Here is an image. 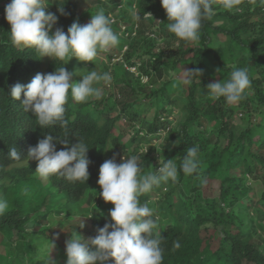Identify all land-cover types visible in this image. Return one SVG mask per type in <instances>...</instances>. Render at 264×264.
Listing matches in <instances>:
<instances>
[{
    "label": "trees",
    "instance_id": "16d2710c",
    "mask_svg": "<svg viewBox=\"0 0 264 264\" xmlns=\"http://www.w3.org/2000/svg\"><path fill=\"white\" fill-rule=\"evenodd\" d=\"M45 2L46 13L51 12L58 18L52 33L57 27L67 32L74 21L87 24L91 15L102 8L112 19L111 27L119 37L122 25H126L129 36L121 37L123 44L119 51L125 45L128 48L115 68L108 64L103 67L112 76L109 88L117 87V93L105 87L107 93L98 102V108L93 107L91 101L75 102L69 93L65 105L67 129L58 124L41 128L36 124L35 114L22 105L23 93L20 100L11 98V87L17 83L26 85L37 73H52L61 66L74 73L72 82L75 77L79 82L81 73L75 70L78 59L73 57L64 64L66 61L40 58L33 48L14 46L10 39L11 26L5 19V6L10 0H0V183L14 179L10 185L0 184V192L4 194H0V198L8 202V209L0 215L1 244L10 246L6 254L0 252V264H45L40 260L42 254L47 264H66V241L74 231L88 240L98 235V228L114 223L109 217L101 216L100 209H95L91 218L89 212L82 219L75 218L82 212L84 195L105 162V147L100 151L98 147L112 141L119 152L133 151L130 144L121 142L122 134H114L121 123L118 124L113 114L117 112L121 119L125 117L132 127L136 123L155 132L164 124L161 115L172 114V107L178 108L182 120L171 131L167 144L173 143V147L166 154L165 145L164 155L175 159L179 169L186 150L198 146L199 173L207 182L201 184L196 175L178 171L174 182L160 184L158 192L165 198L164 204L162 201L160 204L165 211L157 216L156 232L161 236L162 264H264V0H241L238 10L233 11L225 10L222 0H210L212 14L202 21L196 42L180 40L168 31L169 21L160 0ZM133 5L139 20L131 15ZM59 7H63L64 14ZM84 7L88 13L80 20L79 11ZM112 9H120L119 16L116 15L120 22L110 16ZM145 12L152 17L144 19ZM150 25L157 28L151 30ZM138 39L140 41L136 42ZM179 64L187 65V70L199 69L200 76H194L191 83L183 87L175 82L173 75ZM126 65L137 66L139 74ZM235 67L246 69L251 81L243 98L235 104L226 103L224 98L211 99L207 85L227 80ZM165 75L169 78L165 79ZM143 76L149 83L157 76L161 85L155 88V84H146ZM172 85H175L174 90L169 92ZM114 100L117 106H112ZM143 100L154 107L152 118L146 117L147 112L142 113L149 108L141 104ZM86 109L107 114L100 121ZM154 118L159 122H154ZM49 134L55 140L66 141L68 147L79 139L87 143L86 157L90 163L89 179L85 183H73L53 175L49 180L57 193H46L44 189L30 191L29 186L36 189L39 182L35 172L38 162L28 161L27 153L29 147ZM64 147V143L56 144L58 151ZM11 148L17 150L19 160L9 157ZM25 162L22 167H16ZM251 180H261L263 185L257 199ZM59 193L62 205L54 210L47 206L45 210L28 211L26 208L29 197L39 200L45 196L46 203V199ZM40 216L51 224L43 231L41 245H50L44 252H37L28 240V235L37 231L27 229L34 227ZM81 223L83 228L79 227ZM174 241H179V248L173 247ZM88 246L95 250L94 246ZM104 264H115V260L109 258Z\"/></svg>",
    "mask_w": 264,
    "mask_h": 264
},
{
    "label": "clouds",
    "instance_id": "9594fccd",
    "mask_svg": "<svg viewBox=\"0 0 264 264\" xmlns=\"http://www.w3.org/2000/svg\"><path fill=\"white\" fill-rule=\"evenodd\" d=\"M160 2L169 21L166 24L168 31L180 40L198 41L202 21L212 14L210 0H160ZM240 3L241 0H222L221 6L225 10L233 11L238 10ZM46 8L45 0H10L5 6V19L11 26L10 39L14 46L33 48L40 58L49 57L55 61H66L64 63L66 64L73 57L79 61L93 62L99 52H106L120 42L118 34L111 27L112 19L102 8L91 15L89 23L81 25L78 21H74L67 32L57 27L52 34L49 33L58 18L51 12L46 13ZM134 9L133 5L131 15L134 20H139L140 16ZM58 10L64 14L63 7H59ZM148 17L152 15L145 12L144 19ZM126 29V25H122L119 34L124 32L129 36ZM135 34L136 30L132 32L133 36ZM152 38L155 39V36ZM124 47L126 51L128 46ZM126 67L139 74L137 66L126 65ZM183 74L180 83L187 85L194 76H200L201 71L184 70ZM73 75L74 73L68 72L63 66L52 73H37L28 84L17 83L12 86L10 96L14 100H20L23 93L22 105L26 111L31 110L35 114L36 124L41 128H50L58 124L62 129H67L69 122L65 118V105L69 93L77 103H86L90 99L99 100L102 97V89L96 85L101 82L109 85L112 79L108 71L98 73L93 70L83 75L81 82L76 83L72 82ZM250 84L247 70L235 67L227 80L210 83L207 85V90L211 99L224 98L226 103L235 104L243 98ZM110 91L117 93L118 89L110 87ZM170 116L171 114L161 115L160 119L164 124H161L155 132L149 131V128H141L136 123L133 127L128 125L132 132L129 148L133 151H127L121 157H117L118 162L114 156L100 166L97 183L102 190L96 199L95 196L89 198L90 204L95 201L93 210L102 211L103 200L111 202L114 208L110 209L109 215L114 223H106L104 227L98 228V235L88 240H84L74 231L71 238L66 241V264H104L109 258H114L115 264H162L161 236L156 232L159 218L155 215V209L140 203L139 197L151 191L154 186L170 180L174 182L178 171L186 175H196L201 184L207 182L199 173L201 162L198 146L194 145L186 150L179 169L175 159L166 160L163 146L166 145L165 141L177 125V123L173 124ZM125 119V117L121 119L122 136L127 132L128 122ZM154 122L159 121L154 118ZM155 138L165 141L155 145L153 144ZM57 143H64L65 147L58 151ZM139 144L146 145V150L140 152V146H137ZM150 148H152L151 152H149ZM88 149L87 143L82 139L68 147L66 141L55 140L49 134L38 140L34 147H29L27 160L38 162L35 172L43 180L57 175L69 182L85 183L89 179L90 161L86 157ZM155 152L157 155L154 158ZM8 155L14 160L21 158L15 148H11ZM142 160L155 163V171L148 173ZM7 209V200L0 198V215H3ZM83 214L87 216L86 213L80 212L75 218L82 219L84 217L79 215ZM93 214L94 211L89 212L88 217L91 218ZM46 224L51 227L49 222ZM35 227L36 225L27 230L33 231ZM79 227L83 228L84 224L81 223ZM35 231L44 233V229L41 230L40 227ZM47 233L50 234V231ZM88 245L94 246L95 250H90ZM48 247L50 248L49 244ZM173 247L179 248V241H174ZM46 250L48 248L44 249L42 246L37 252Z\"/></svg>",
    "mask_w": 264,
    "mask_h": 264
},
{
    "label": "rangeland",
    "instance_id": "374dc122",
    "mask_svg": "<svg viewBox=\"0 0 264 264\" xmlns=\"http://www.w3.org/2000/svg\"><path fill=\"white\" fill-rule=\"evenodd\" d=\"M125 7H127V6H125ZM87 10H88L87 7H84V8H82L79 11V16L78 17H79L80 20H81V18L86 17V15L88 13ZM127 10H129V9H127ZM119 12H120V9H112V12H111L110 16L113 15L116 18V15L119 16ZM116 19L119 22L121 21L120 18H116ZM133 22H134V24L136 23L134 20H133ZM156 28H157V26L150 25V29L151 30H154ZM52 31H53V29L51 30L50 34H52ZM119 35H120L119 44L117 46H115V47L110 48L106 52L99 53L97 58L93 62H83V61L77 60V63L75 64V70L77 71V73H81L80 76H79V79H80L79 82L82 81V76L86 75L87 72H90L91 69L96 70L98 73H103V72L107 71L106 68L103 69V67L106 64H108V67H110V68H115L116 67L115 64L123 59V54H124L123 51H125V47H123V50H121V51H119V49L121 48V46L123 44V39L122 38L127 37V35L124 32H121V34H119ZM138 41H140V39H138L136 42H138ZM159 43H162V40H159ZM108 53H112V56L109 55ZM134 53H136V52H134ZM187 69H188V67L185 64H179L178 68L174 69L173 75L175 76V82H180V79L183 78V75H184L183 71L187 70ZM164 78L167 79V78H169V76L165 75ZM143 81L146 84L149 83L146 76H144ZM159 81H160V78L157 77V76H154L153 82H151L149 84H151V86H153V84H155L156 85L155 88H158L161 85V83ZM75 82L79 83L78 79L76 77H75ZM96 86L100 87L102 89V97L99 100L90 99L88 102H90V101L93 102V104H96L95 108H98L97 107L98 106V102L103 100L104 93L105 92L107 93V90L104 92L105 87H106V89L107 88L109 89L108 91H110V88H109V85L106 86L105 84H102V83H100L99 85H96ZM182 86L186 87L187 85L182 84ZM174 87H175V85L170 86L169 87V92H173ZM116 89H117V87H116ZM138 93H139V91H138ZM139 103H141V102H139ZM141 104H146L147 106H149V108L144 110V111H142V113H146L147 112V116L146 117L148 119L152 118L153 117L152 114L154 112V107H151V105L149 104V101H144L143 100V102ZM115 105L117 106V103L114 100L112 102V106H115ZM172 109H173L174 112L171 114V116H170L171 118L170 119L173 120V124L179 123L180 120H182L181 119V113L179 112L178 108H173L172 107ZM86 111L90 112V114L92 116L97 117V119L100 120V121H102L103 118L107 114V113L104 114V112H93V111H90L89 109H86ZM113 116L116 118L118 124L121 123V118L119 116V113L115 112L113 114ZM124 129H125V127H124ZM121 130H123L122 125H121V128H119V126H118L115 129L114 134L115 135H121V133H122ZM126 131L128 133L126 132L125 136H122L121 142L128 145V144H131L130 136L132 134L131 129L128 127V124H127ZM164 141H165V139L155 138L153 140V144L158 145V143L164 142ZM165 142H166V146H167L166 147V154H169V152L171 151V149L173 147L172 146L173 143H171V145H170V144H167V141H165ZM137 146H140V148H139L140 152L146 150V145H140L139 144ZM137 146H135V147H137ZM102 148H104L105 161L108 160V159H112L115 156L116 162H118L119 159L117 157H121V155L125 154V152H122L120 154L117 150L115 151V148H114V145H113L112 141H109L105 146H99L98 150L100 151ZM153 155H154L153 157L155 158L157 153L155 152ZM162 159H164V157H162ZM169 159H173V158L166 155V160H169ZM141 162H143V160ZM174 162L176 163L175 160H174ZM24 164H27V162L20 163V164L16 165V167H18V166L22 167V165H24ZM142 164L146 168L148 173L151 172V171H155V169H156V164L155 163L153 164V162L152 163L143 162ZM144 174H146V172ZM38 178H39V182L37 184V188L36 189H32V186H29V189H30L31 192H39L40 189H44V191L46 193L49 192V191L52 192V193H57L56 188L53 186V183H52L51 180H49V178L47 180H43L39 176H38ZM97 180H98V178L94 180V182L92 183L90 188L87 190V193L84 195V202L85 203L80 207L81 208L80 211H82L84 213H87V212H91L92 213L94 211L93 208H94L95 201L92 204H89L88 203V199L90 197H92V196L97 197L99 195V192L102 190V189H100V186L98 185ZM260 181L261 180H254V181L251 180L250 181V182H252L253 186L255 187V190H254L255 197H256L255 199H257V198H259L261 196V193H262V190H263V185H262V182H260ZM4 182L6 183V185H10L11 183L14 182V179L9 180V181H4ZM4 182H1V183H4ZM159 190H160V185L159 186H154L151 191H149V192H147L145 194H142L139 197L140 203L141 204H147L148 207L155 209V215L158 216V217H160L162 212L165 211V209L163 208V205L160 204L161 201L164 204L165 198H164L163 193L160 194L158 192ZM6 193L7 194L10 193V190L7 191ZM157 193H159V194H157ZM0 194H2V193L0 192ZM2 195H4V194H2ZM60 196H61V194L59 193V194H57L56 197L48 198V199H46V203H44V200H45L44 197L45 196L42 197L39 200L38 199L34 200V199H32V197H29L27 199V202H26V208L28 209V211H31L33 208H39L40 210H45L44 206H47V208H50V209L54 210L57 207H59L60 205H62L61 200H60ZM156 197H158V199ZM2 199H4V198H2ZM102 205H103V208H102V211H101V215L111 218L110 215H109V211H110V209L114 208V205L111 202H105L104 200H103V204ZM79 216L80 217H85L84 214L83 215H79ZM39 219L40 220L38 222H36V227H35V229H33V231L37 230L38 227H40L41 230H43V229H45L46 227L49 226V224H46L47 222L45 220L46 219L45 217L40 216ZM48 235H51V234L48 233ZM43 236H45V233H36V234L28 235V240L32 242L33 248L37 249V251H39L42 248L41 239H42ZM1 241H3V236L0 233V252L3 253V254H6L8 252V250H9L10 246L7 247L6 245L1 244ZM43 248L44 249L49 248L48 244H45L43 246ZM40 260L42 262H44V263L47 262V258H46L45 255H41ZM30 264H35V262H31Z\"/></svg>",
    "mask_w": 264,
    "mask_h": 264
}]
</instances>
